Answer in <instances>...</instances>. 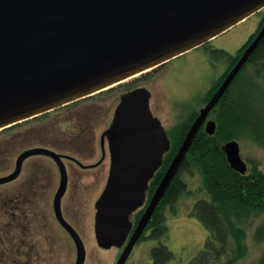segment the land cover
Masks as SVG:
<instances>
[{
  "label": "water",
  "instance_id": "obj_1",
  "mask_svg": "<svg viewBox=\"0 0 264 264\" xmlns=\"http://www.w3.org/2000/svg\"><path fill=\"white\" fill-rule=\"evenodd\" d=\"M263 8L264 0H0V131L153 70ZM262 38L264 23L199 109L116 264H125L199 129L216 131L209 112ZM122 95L101 135L103 145L108 136L112 163L95 203L94 228L98 245L105 249L128 238L132 213L144 202L149 180L171 149L167 128L152 112L150 90L142 85ZM222 148L231 168L241 173L249 169L237 139L225 141ZM36 153L51 155L60 166L54 208L76 241V264H85L83 239L61 208L68 182L63 153L41 146L25 149L15 170L0 176V184L15 180L26 157Z\"/></svg>",
  "mask_w": 264,
  "mask_h": 264
},
{
  "label": "rangeland",
  "instance_id": "obj_2",
  "mask_svg": "<svg viewBox=\"0 0 264 264\" xmlns=\"http://www.w3.org/2000/svg\"><path fill=\"white\" fill-rule=\"evenodd\" d=\"M262 18L263 13L256 12L206 44L175 57L144 77L143 73L133 76L109 89L0 132V176L15 170L18 154L36 146L71 154L84 162L99 159L101 134L110 126L122 94L132 87L146 86L150 90L154 116L160 118L167 130L174 128L191 112H198L206 104L204 98L209 88L226 72L229 62L215 59L211 50L223 48L236 55L240 46L250 38V33L260 28ZM251 72L253 68L249 66L243 75ZM263 90L264 75L259 78L254 75L244 83L246 94L257 99L261 98ZM210 119L216 121V113L211 112ZM234 139L239 141L241 156L248 167L250 161H257L264 171V146L248 137ZM106 151L109 154L107 142ZM108 159L107 156L103 167L87 169L64 159L69 169V186L62 195L61 208L64 217L83 239L87 250L85 264H113L117 256L115 248L103 249L95 239V203L106 185ZM22 166L23 170L15 180L0 184V264H75L76 243L59 225L53 208V191L61 180L59 164L49 154L36 153L26 157ZM183 179L187 182L185 192L176 205L165 212L168 230L161 240L174 252V258L167 264H187L204 248L208 235L204 223L192 212L195 200L206 196L201 175L194 170L184 173ZM21 209H28V212L21 213ZM263 220L264 214L248 218L242 224L248 234L245 240L247 251L234 264H259L264 241L256 242L253 231ZM21 229L29 231L30 248L22 244L17 249L18 234L23 233ZM157 244L154 238L141 241L128 264H150L152 248Z\"/></svg>",
  "mask_w": 264,
  "mask_h": 264
},
{
  "label": "trees",
  "instance_id": "obj_3",
  "mask_svg": "<svg viewBox=\"0 0 264 264\" xmlns=\"http://www.w3.org/2000/svg\"><path fill=\"white\" fill-rule=\"evenodd\" d=\"M259 12L263 13L260 23L262 26L264 8ZM259 30L260 28L249 35L250 38L240 46L236 55L223 48L211 50L215 59L228 61L229 65L226 72L214 80L215 82L209 88L204 102L207 103ZM249 66H252L253 72L244 76L243 74ZM159 67H155L153 70ZM263 67L264 38L251 53L249 60L233 79L225 94L209 112L216 113V131L208 134L204 126L199 129L179 166V171L171 180L172 182L161 199L163 214L164 208L169 204L176 205V201L185 192L187 182L183 179L184 173L194 170L200 173L206 196L195 200L192 212L201 223H204L208 235L204 242V248L194 255L187 264H234L238 259L244 257L247 251L245 240L248 234L242 224L248 218L264 214V171L257 161H250V168L245 173L231 168L222 148V143L226 140L233 138L242 140L243 137L252 138L264 146V90L260 99L250 96L244 91V83L247 79H252L254 75L255 78L264 75ZM150 71L143 73L142 77ZM259 85L261 84H258L257 87H260ZM44 115L40 114L25 119L20 123L13 124V126L3 128L0 132L11 130L13 127ZM197 116L198 112L193 111L182 122L168 130L169 137H171V149L164 155V161L154 175L156 184L165 174L169 163L179 149V145L186 137L191 123ZM157 225L158 229L153 230L152 236L159 239L168 230L165 214L162 216L161 224ZM253 232L256 242L264 241V220L258 224ZM151 255L155 260L154 264H166L174 258L173 250L164 243L153 246ZM259 264H264V253Z\"/></svg>",
  "mask_w": 264,
  "mask_h": 264
},
{
  "label": "flooded vegetation",
  "instance_id": "obj_4",
  "mask_svg": "<svg viewBox=\"0 0 264 264\" xmlns=\"http://www.w3.org/2000/svg\"><path fill=\"white\" fill-rule=\"evenodd\" d=\"M113 120V119H112ZM112 122V121H111ZM111 125V124H110ZM102 135V134H101ZM100 140H101V138H100ZM106 142H107V144H108V151H109V140H108V136L107 135H105V137H104V145L102 144L103 142H102V140H101V142H100V151H101V156L99 157V159H97L96 161H91V162H84V161H82L81 159L79 160L76 156H73V155H71V154H64V159H70V160H72L74 163H76L80 168H83V169H87V168H92V167H103L104 165H103V163H104V160L107 158V156H108V162H109V164H110V166H109V164H108V166H109V169H108V173L110 172V168H111V163H112V161H111V154H110V151H109V154H108V152L106 151ZM67 166V165H66ZM22 170H23V168H22ZM22 172V171H21ZM21 172H20V174H21ZM68 172H69V169H68V167H67V174H68ZM19 174V175H20ZM18 175V176H19ZM61 175V174H60ZM109 175H110V173L108 174V177H109ZM108 177H107V179H108ZM61 179V178H60ZM61 181V180H60ZM11 182V181H10ZM158 184H159V182L156 184V181L154 180V177L153 178H151L150 180H149V186H148V188H147V194H146V198H145V200H144V202L142 203V205L139 207V208H137V210L136 211H134L133 213H132V222H133V224H132V229H131V231L129 232V234H128V238L126 239V241L124 242V244H122L121 246H112L113 248H115L116 250H117V253H116V258L114 259V262H113V264H116L117 262H118V258L121 256V254L124 252V250L126 249L125 247L127 246V244H128V242L130 241V239H131V235H132V233L134 232V230L136 229V227H137V224H138V221H139V219L142 217V214L146 211V209H147V207H148V205L150 204L149 202H150V200H151V198H152V196L154 195V191L156 190V188L158 187ZM60 185V182H59V184H58V186L56 185V188H55V190L53 191V208H54V202H55V196H56V193H57V191H58V189H59V186ZM48 187H49V185H47ZM68 182H67V188H68ZM106 186V185H105ZM104 186V187H105ZM67 188H66V190H65V192L67 191ZM64 192V193H65ZM63 193V194H64ZM163 198V197H162ZM161 200L159 201V205L155 208V210H154V212L152 213V216H151V218L149 219V222L146 224L147 226L144 228V230L142 231V233L140 234V236H139V239L134 243V245L132 246V249H131V251L129 252V254H128V257L126 258L127 260H126V262H125V264H128L129 263V261H130V257L132 256V254L134 253V251L136 250H138L139 248H137L138 246H139V244H140V242L141 241H145V240H147V239H149V238H154L155 240H157V242H158V244L157 245H155V246H158L159 244H161V243H163L162 242V238L164 237L163 235H162V237H160L159 239L158 238H156V237H154V236H152V232H153V230L154 229H158V225L157 224H161V220H162V216H163V214H165V212L167 211V209H170L171 207H173L171 204H169V205H167L165 208H164V210H163V214H162V208H161ZM26 203V202H25ZM27 204V203H26ZM12 210H13V207H12ZM27 210V211H26ZM21 209V213H26V212H28V209ZM14 211V210H13ZM95 213H96V211H95ZM54 214H55V218L58 220V222H59V225L60 226H62L64 229H66V227L62 224V222H60V220L58 219V217H57V215H56V210H55V208H54ZM165 216H166V214H165ZM94 217H95V215H94ZM96 218V217H95ZM95 224V223H94ZM155 225V226H154ZM21 226V225H20ZM22 230V232L23 233H21L20 235L18 234V237H17V239H19L17 242H19L18 243V248L17 249H19V246L20 245H22V244H24V246H26V248H30L31 247V245H32V242H31V238H30V235H29V231L26 229V230H24V229H21ZM17 231H18V228H17ZM66 231L69 233V235L72 237V235L70 234V232L68 231V229H66ZM72 239H73V237H72ZM96 239V238H95ZM74 240V239H73ZM97 240V239H96ZM75 241V240H74ZM75 243H76V241H75ZM165 244V243H164ZM77 246V245H76ZM102 248V247H101ZM110 248V247H109ZM103 249H105V248H103ZM151 258H152V260H151V263L150 264H154V258H153V256L151 255ZM76 264V263H75ZM167 264V263H166Z\"/></svg>",
  "mask_w": 264,
  "mask_h": 264
},
{
  "label": "bare ground",
  "instance_id": "obj_5",
  "mask_svg": "<svg viewBox=\"0 0 264 264\" xmlns=\"http://www.w3.org/2000/svg\"><path fill=\"white\" fill-rule=\"evenodd\" d=\"M251 34V33H250Z\"/></svg>",
  "mask_w": 264,
  "mask_h": 264
}]
</instances>
